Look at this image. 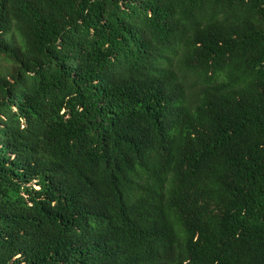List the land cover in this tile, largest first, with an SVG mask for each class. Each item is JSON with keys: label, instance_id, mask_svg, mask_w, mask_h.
<instances>
[{"label": "trees", "instance_id": "1", "mask_svg": "<svg viewBox=\"0 0 264 264\" xmlns=\"http://www.w3.org/2000/svg\"><path fill=\"white\" fill-rule=\"evenodd\" d=\"M0 264H264V0H0Z\"/></svg>", "mask_w": 264, "mask_h": 264}, {"label": "rangeland", "instance_id": "2", "mask_svg": "<svg viewBox=\"0 0 264 264\" xmlns=\"http://www.w3.org/2000/svg\"><path fill=\"white\" fill-rule=\"evenodd\" d=\"M10 67V64L4 59V57L0 56V71H5Z\"/></svg>", "mask_w": 264, "mask_h": 264}]
</instances>
